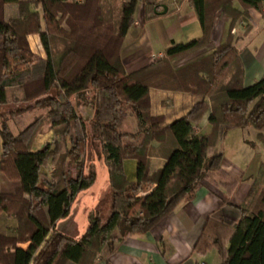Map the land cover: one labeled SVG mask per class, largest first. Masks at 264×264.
Instances as JSON below:
<instances>
[{
    "label": "trees",
    "instance_id": "trees-1",
    "mask_svg": "<svg viewBox=\"0 0 264 264\" xmlns=\"http://www.w3.org/2000/svg\"><path fill=\"white\" fill-rule=\"evenodd\" d=\"M116 1L0 0V107L9 104V90L17 88L20 99L15 103L26 105L17 114L44 110L40 120L54 134L50 144L31 152L35 123L13 135L0 113V216L14 223L0 231V264H93L98 253L112 252L125 236L148 232L202 180L231 192L235 183L222 171L223 154L218 150L228 131L252 128L264 148V75L250 86L242 85L231 34L236 23L248 20L249 9L263 11L264 0H238L242 10L233 7L234 0H190L202 38L171 42L162 58L131 73L126 72L120 51L140 0H119L112 22L111 2ZM6 5L16 7L15 16L5 17ZM216 12L230 19L227 41L212 54L174 70L173 62L208 44ZM30 35L39 37L45 59L31 52ZM51 38L65 46L56 56L49 48ZM152 88L186 92L198 100L185 116L164 125L161 117L150 113ZM77 104L92 111L93 137L108 168L111 214L105 223L90 214L78 241L56 233L45 240L67 217L76 196L95 180L93 168L84 173L86 121L78 115ZM207 112L210 133L197 134L195 126ZM127 115L137 121L135 134L120 131V121ZM60 147L64 153L58 159ZM161 155L164 167L150 174V158ZM125 159L137 163L132 183L122 171ZM48 166L50 173L44 171ZM236 208L239 223L230 228L208 219L195 249L215 250L220 264H264V164ZM25 242H32L27 251L17 248Z\"/></svg>",
    "mask_w": 264,
    "mask_h": 264
},
{
    "label": "crops",
    "instance_id": "crops-1",
    "mask_svg": "<svg viewBox=\"0 0 264 264\" xmlns=\"http://www.w3.org/2000/svg\"><path fill=\"white\" fill-rule=\"evenodd\" d=\"M232 5L237 10L243 9L238 0H234ZM163 7H166L167 11L160 14L163 12ZM248 13V20L236 23L233 26L235 33H231L241 65L242 85L245 87L257 82L264 75V14L253 9H249ZM5 14L8 15H5L6 18L15 16L16 7L6 5ZM229 29L230 19L216 12L212 17L208 44L188 55L193 59L173 67L174 70L212 54L217 47L227 41L230 35ZM202 35L200 23L190 0H140L133 14V23L122 41L120 51L122 63L127 73L137 71L162 58L171 42L184 44L200 39ZM27 42L35 56L45 59V52L39 46V38L36 35L28 36ZM149 99L151 115L161 117L163 124L169 125L185 116L198 97L186 92L152 88L149 91ZM76 111L86 121L87 150L84 169L87 166L93 168L95 180L87 190L76 196L67 217L55 224L54 229L47 233L45 240L56 233L72 241H78L89 226L90 214H96L102 223H105L111 214L112 199L108 168L102 155L101 145L93 137L92 111L89 106L83 104L76 106ZM207 120L208 112L195 126L197 134L210 133ZM251 130L256 140V131L252 128ZM120 131L126 135L135 134L138 131L135 118L130 115L124 116L120 121ZM43 134L40 133L34 138L31 152H37L44 145L52 142L51 130L48 129L46 134ZM42 138L47 140L42 141ZM218 150L221 152L219 146ZM165 163L163 155L151 157L149 173L153 174L162 169ZM136 168L135 160L122 161V171L127 182L132 183L136 180ZM51 169L48 166L44 171L50 173ZM221 169L235 183L231 192L217 182L202 180L192 195L181 200L148 232L125 236L115 245L112 252L98 253L93 264H220L221 259L215 250L201 253L195 249V245L208 219L230 228L239 223L241 215L236 207L245 201L255 179V177L244 179L241 169L224 159V155ZM154 187L141 195L151 192ZM13 226V221L8 220L3 226L0 225V231H7ZM31 245L32 242L20 243L17 248L27 251ZM42 245L43 243L38 246L34 255H37Z\"/></svg>",
    "mask_w": 264,
    "mask_h": 264
},
{
    "label": "rangeland",
    "instance_id": "rangeland-1",
    "mask_svg": "<svg viewBox=\"0 0 264 264\" xmlns=\"http://www.w3.org/2000/svg\"><path fill=\"white\" fill-rule=\"evenodd\" d=\"M109 1L110 0H108V3ZM111 4H113L115 12L114 15L112 14L113 16H111L109 20L115 22L116 21L115 16L117 12L116 10L118 9L120 2L119 0H117L116 3L111 2ZM105 19H108V17L106 16ZM61 27L66 30V25L64 20L62 21ZM37 38L39 37L37 36ZM39 46L42 47L40 40H39ZM64 47L65 46L62 44V42L59 39L51 38L49 40V48L54 56H56L60 51H62ZM36 57L38 58V56ZM192 59L193 57L191 58L188 56L184 57L182 59L173 62L171 64V67L173 68L176 67L177 65H182L184 63L191 61ZM228 78L229 77L227 75V78H225V80H227ZM87 97L89 99L91 97V94H89ZM9 99H10L9 104L0 107V113L2 115L3 120L6 121V125L8 129L13 135H17L21 130H23L33 122L37 127L35 137L40 133L46 134L47 126L44 124L45 122L40 120V117H42L45 114L44 110L35 109L33 112L30 113L25 112L22 114H17V110H21L26 107L25 104L15 103L20 99V92L18 91L17 88L9 90ZM72 101L73 103L76 102L74 97L72 98ZM8 113H10L9 116H7ZM61 129L63 128L61 127L57 130H61ZM46 140L47 138H42V141H46ZM219 148L224 155V159H226L231 164L241 169V173L244 174V179H251L250 177L253 178L256 177L257 176L256 174H258L257 172L259 170V167L261 166V164H264V148L259 143L256 142L251 128L234 129L229 131L222 140V142L220 143ZM0 150H1V141H0ZM59 151L60 154L57 156L58 159L60 158L59 156H63L64 153L62 147H60ZM90 168L91 167L88 166L85 167L84 173L87 174ZM72 175H74L73 170H72ZM6 222H8V219L4 218L3 216L2 217L0 216V225L3 226L4 224H6Z\"/></svg>",
    "mask_w": 264,
    "mask_h": 264
},
{
    "label": "built area",
    "instance_id": "built-area-1",
    "mask_svg": "<svg viewBox=\"0 0 264 264\" xmlns=\"http://www.w3.org/2000/svg\"><path fill=\"white\" fill-rule=\"evenodd\" d=\"M77 1H81V0H77ZM169 1H175V0H169ZM262 13L264 14V8H263V11H262ZM231 33H232V34H234V33H235V30H234V29H232Z\"/></svg>",
    "mask_w": 264,
    "mask_h": 264
},
{
    "label": "water",
    "instance_id": "water-1",
    "mask_svg": "<svg viewBox=\"0 0 264 264\" xmlns=\"http://www.w3.org/2000/svg\"><path fill=\"white\" fill-rule=\"evenodd\" d=\"M166 11H167L166 7H163V12L160 14H164V13H166Z\"/></svg>",
    "mask_w": 264,
    "mask_h": 264
}]
</instances>
